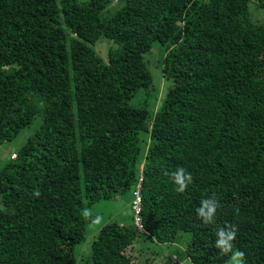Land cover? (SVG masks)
I'll return each mask as SVG.
<instances>
[{"label":"trees","instance_id":"trees-1","mask_svg":"<svg viewBox=\"0 0 264 264\" xmlns=\"http://www.w3.org/2000/svg\"><path fill=\"white\" fill-rule=\"evenodd\" d=\"M252 3L264 10V0H0V146L40 121L0 171V264H148L147 241L180 233L191 234L190 264H226L215 241L228 225L245 264H264V24ZM102 38L107 61L93 47ZM156 44L162 98L145 60ZM181 166L194 178L184 193L170 176ZM140 181L147 234L133 220ZM127 194L131 221L90 230V255H76L93 207ZM213 197L205 225L196 209Z\"/></svg>","mask_w":264,"mask_h":264},{"label":"rangeland","instance_id":"rangeland-1","mask_svg":"<svg viewBox=\"0 0 264 264\" xmlns=\"http://www.w3.org/2000/svg\"><path fill=\"white\" fill-rule=\"evenodd\" d=\"M116 3V2H115ZM251 16L254 22L256 23H263L264 24V10L261 9L257 3H252L250 7ZM72 37H74L72 35ZM112 41L102 38L98 43H96L93 47L96 51V53L105 61L108 59V50ZM158 44H156L151 52L145 55V60L148 61V65L150 66L151 70L154 73H159L161 70V63L159 60H157V49ZM151 71V72H152ZM153 74L155 79V84L157 80L159 81L157 83V87L159 88V94L158 98L164 97V94L166 93L169 82L165 79V77L160 74L158 76H155L156 74ZM152 94V92H151ZM145 100V92L144 90H141L137 96L131 101V105L138 107L141 103H143ZM159 106V99L158 101L151 103L152 109H157ZM40 121H37L31 128V131L26 130L22 131L18 138L16 140L10 142V143H4L0 146V171L1 169L6 165L10 157L13 153H16L17 150H19L31 137L36 128L38 127V124ZM131 201L132 196L131 194L124 195L122 197H118L111 201L101 202L99 204H96L93 208V215L96 217L97 215L102 217V220L99 224H91L88 226V235L86 238V241L82 246H80L77 251L81 254L82 259L86 260L91 252V242H92V234L90 230L98 231L103 225L110 221H121L125 224H128L131 220ZM191 238V234L189 233H180L178 237L176 238L174 243L164 244L160 248H156L155 245L150 243L149 241L146 242V251L144 254V258H148V264H170L169 260L171 258L172 263H174V260L176 258H181L182 262L184 264H190L187 256L185 254V248L187 245V242ZM81 257L79 255V260H81ZM142 260V259H141ZM227 264V263H226Z\"/></svg>","mask_w":264,"mask_h":264},{"label":"clouds","instance_id":"clouds-1","mask_svg":"<svg viewBox=\"0 0 264 264\" xmlns=\"http://www.w3.org/2000/svg\"><path fill=\"white\" fill-rule=\"evenodd\" d=\"M13 156V154H12ZM11 156V158H13ZM173 184L176 186L175 191L184 193L190 184L193 183V175L184 167H178L175 171L170 173ZM34 196L39 197V190L33 193ZM220 207L219 202L213 198L203 199L200 206L196 209L198 218H200L205 225L214 224L217 216V210ZM82 215L85 220L92 217L90 209H84ZM102 217L96 216L93 220L95 224H99ZM237 236V228L235 225H228L227 227H220L216 231L215 246L224 255H229L227 264H245V253L235 249L234 241Z\"/></svg>","mask_w":264,"mask_h":264},{"label":"built area","instance_id":"built-area-1","mask_svg":"<svg viewBox=\"0 0 264 264\" xmlns=\"http://www.w3.org/2000/svg\"><path fill=\"white\" fill-rule=\"evenodd\" d=\"M14 158V155L12 156ZM132 209L134 211L133 220L134 225L140 233L147 234L142 220V197H141V181L137 186V190L134 193V201Z\"/></svg>","mask_w":264,"mask_h":264}]
</instances>
